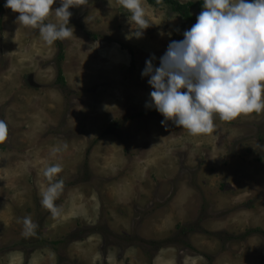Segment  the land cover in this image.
<instances>
[{
    "label": "rangeland",
    "instance_id": "obj_1",
    "mask_svg": "<svg viewBox=\"0 0 264 264\" xmlns=\"http://www.w3.org/2000/svg\"><path fill=\"white\" fill-rule=\"evenodd\" d=\"M192 14L0 0V264H264V26Z\"/></svg>",
    "mask_w": 264,
    "mask_h": 264
},
{
    "label": "trees",
    "instance_id": "obj_2",
    "mask_svg": "<svg viewBox=\"0 0 264 264\" xmlns=\"http://www.w3.org/2000/svg\"><path fill=\"white\" fill-rule=\"evenodd\" d=\"M146 2L154 7L169 6L174 13L180 15V17H182L187 22H196L198 19V17L192 14L193 9H203L208 14L216 17L219 25H221L223 32L226 35L232 37L233 39H236L240 31L242 30H256L264 26V16H259L256 18L235 19L230 16L224 8L220 6H213L204 1L180 3L178 0H146ZM128 9L132 12L135 10V7L132 5L131 2L128 4ZM35 11L39 15L40 10L36 8ZM60 59H63L62 53L60 55ZM57 82L63 86L65 85V78L61 67L58 70ZM38 233L39 230H34L31 235H37ZM80 237L81 233H75L67 237L65 240L66 242H72L74 241L73 239L76 240ZM82 239L83 238H81L80 240ZM56 243L53 244L57 245Z\"/></svg>",
    "mask_w": 264,
    "mask_h": 264
}]
</instances>
